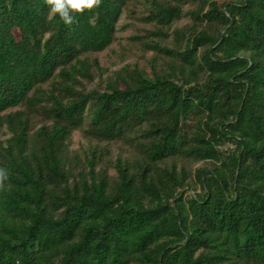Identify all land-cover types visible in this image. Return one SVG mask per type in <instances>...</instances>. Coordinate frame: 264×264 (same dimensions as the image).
Masks as SVG:
<instances>
[{
    "label": "trees",
    "instance_id": "obj_1",
    "mask_svg": "<svg viewBox=\"0 0 264 264\" xmlns=\"http://www.w3.org/2000/svg\"><path fill=\"white\" fill-rule=\"evenodd\" d=\"M50 7L0 0V264H264V0Z\"/></svg>",
    "mask_w": 264,
    "mask_h": 264
},
{
    "label": "rangeland",
    "instance_id": "obj_2",
    "mask_svg": "<svg viewBox=\"0 0 264 264\" xmlns=\"http://www.w3.org/2000/svg\"><path fill=\"white\" fill-rule=\"evenodd\" d=\"M135 10H136L135 12H136L137 17H140L144 13L143 7L140 5H138L137 9ZM186 20L187 19L182 20L180 24L184 23ZM122 25H128V27L127 29L118 33L119 43L115 42L109 48L103 51L89 54V56L92 58L96 57L101 66L108 68V72H111L112 70H115L121 67L124 63H127V62L135 63L138 66H143L146 64L145 58L150 56V52L148 51L143 54L138 49H132V52H129V55L123 61H120L119 59L120 55H118L120 54L119 45H126V38L133 33L135 28L141 29L145 26L138 19H135L132 15H122L119 21V26H122ZM146 70L149 71V68L147 67ZM4 131H5L4 129H0V140H3L9 135L6 132L4 133ZM86 144H87L86 139L82 136L79 130H76L72 133L71 145H70L71 149L79 150L82 145L84 146ZM199 164L200 163H197L195 166H198ZM190 193L192 192L190 191L189 194Z\"/></svg>",
    "mask_w": 264,
    "mask_h": 264
},
{
    "label": "clouds",
    "instance_id": "obj_3",
    "mask_svg": "<svg viewBox=\"0 0 264 264\" xmlns=\"http://www.w3.org/2000/svg\"><path fill=\"white\" fill-rule=\"evenodd\" d=\"M50 5V13L47 19L52 20L57 14L65 24H72L74 17L72 12H83L85 9L98 7L101 0H46ZM7 179V172L0 168V186Z\"/></svg>",
    "mask_w": 264,
    "mask_h": 264
}]
</instances>
